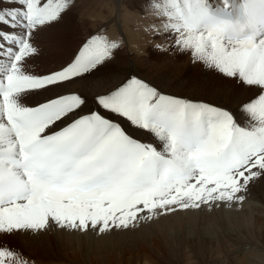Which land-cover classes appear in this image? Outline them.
Segmentation results:
<instances>
[{"label": "snow or ice", "instance_id": "1", "mask_svg": "<svg viewBox=\"0 0 264 264\" xmlns=\"http://www.w3.org/2000/svg\"><path fill=\"white\" fill-rule=\"evenodd\" d=\"M145 5L173 51L259 94L233 110L130 77L89 101L64 90L101 75L119 45L92 39L60 70L28 74L36 35L70 11L71 0H0V240L54 227L128 230L177 211L243 203L264 181V0ZM32 96L46 99L29 106ZM13 256L0 250V264H25Z\"/></svg>", "mask_w": 264, "mask_h": 264}, {"label": "bare ground", "instance_id": "2", "mask_svg": "<svg viewBox=\"0 0 264 264\" xmlns=\"http://www.w3.org/2000/svg\"><path fill=\"white\" fill-rule=\"evenodd\" d=\"M86 1L78 3L79 9L84 11L81 15L83 21L81 24L75 23L74 29L88 26L86 22L91 23L88 19L95 18V16L86 14L94 6L97 7V4L92 0L91 2ZM124 2L115 0L112 2L111 8L107 1L100 2V5H105L104 8H109L112 11V17L105 21V14L101 16L102 12H98L100 16L97 17L103 22L96 20L100 22L103 29L108 27L113 29L110 37L116 41L114 43L119 45L118 49L123 43L130 46V44L142 42V36L145 35L142 30L134 31L137 23L133 24L132 21L134 19L136 22L135 18H123L121 9L132 5L129 2ZM110 22L112 26H110ZM62 26H65V23ZM4 30L7 31V29ZM98 32L101 33L99 30ZM120 34L126 38L125 41ZM56 35L58 36V33L55 36L51 35L52 40H44L42 42L44 45L36 46L43 52L42 56L39 55V51L38 55L25 63L23 70L26 73L44 75L60 70L75 59L78 45L70 55L64 53L66 61L55 59L56 55L59 56L58 53L63 49L62 46L65 43L64 41L60 42ZM47 38L51 37L47 36ZM74 43L73 41V46ZM119 50L122 52L121 49ZM121 52L114 54L107 62L101 75L92 78H79L64 91L85 95L89 101H92L98 94L107 93L127 78L138 77L164 94L192 101L219 104L222 107L231 104L233 110L239 101H246L250 97L255 98L259 94L258 90L251 91L243 88L238 81L229 80L202 64L194 62L187 54L185 58L183 56L182 62H168V57L156 61L148 57L149 53L140 55L141 51L139 53L136 51L134 56H127L128 58L125 57L126 54L122 56L123 52ZM170 53L172 52L170 51ZM45 99L44 96H32L28 98L27 103L29 106H35ZM89 108L95 109L96 105L90 103ZM113 119H119L123 126L140 140L153 142L146 133L130 128L126 121L119 117H113ZM240 119L243 120L244 117H240ZM227 242L236 246V251H230L231 262L226 264H264V181L251 186L243 203H235L231 206L227 203H219L211 207L205 205L197 210L177 211L149 221L141 220L136 227L128 230H113L103 234L96 231L61 230L55 227L43 233L21 232L6 240H0V250L12 251L14 253L13 260L36 259V264H56V262L135 264L134 260L146 264L147 261H151L150 259L155 257L159 258L157 261L167 264L181 263L187 258L200 260L206 264H222L218 261V255L226 253L227 249L231 248ZM215 254L217 260L213 258ZM152 263L153 261L149 264Z\"/></svg>", "mask_w": 264, "mask_h": 264}, {"label": "rangeland", "instance_id": "3", "mask_svg": "<svg viewBox=\"0 0 264 264\" xmlns=\"http://www.w3.org/2000/svg\"><path fill=\"white\" fill-rule=\"evenodd\" d=\"M84 1H86V0H71L72 7H71L70 11L69 12L67 11V13L63 16V18L58 22L59 24L55 23L51 27L46 28L45 30L41 31L42 34L39 32V34H37L36 37H35L34 45L35 46L44 45V43L42 44V42L44 40L45 41H47L48 39L52 40V38H53L52 36H55V34L58 33V36L56 35L58 37V40L60 42L64 41L65 43H64V46H62L63 49L58 53L59 56L56 55L55 59H58L59 61L62 60L64 62V61H66V59H64V57H65L64 53H67V54L70 55L72 51H75L76 46L78 45V49L76 50V53L78 55L79 52L82 50V48L92 39H98V40H102V41H107L108 43L116 42L115 40H112V38L110 37V35L112 34V30L113 29L110 28V27H108L106 29H103L100 26V24H99L100 22H103V20H100V18L97 17V16H100V15L103 16L105 14L104 15L105 21L109 20L112 17L111 16L112 15L111 14L112 11L109 10V8H111V4L115 0L114 1L113 0L112 1L111 0H96V1L92 0V2L96 3L97 7L98 6L99 7L97 8V7L94 6L93 9L90 12H87L86 15L87 16L92 15V16H95V18H92V20H91V18L88 19V17H84L83 16L84 18L90 20L91 23L90 22H86V23H88L87 24L88 26H86V27L78 26L80 28L74 29L75 25L77 23L81 24L82 21H83V20H81V15H82V11L83 10L79 9V7H78L79 4L78 3L84 2ZM88 1L91 2V0H88ZM88 1H86V2H88ZM103 1H107V3H110V7L109 8H104L105 5H100V2H103ZM121 2H124V3L129 2L130 4H132V5H127L126 8L123 7L124 9L123 8L121 9L122 15H124L123 18H125V17L128 18V19L135 18L136 22H134V19L132 21L133 24L137 23V27L135 28L134 31L137 32L138 30H142L143 34H145V35H144V37L142 36L143 41L138 43V44L134 43L133 45L130 44V46H129V44L125 43V45H124V43H123L120 46V48H119V49L122 50L123 53L119 49H117V50H115L114 54H116L117 52H121L122 56L126 54L125 57L128 58L127 56H129V57L130 56H134L136 51L138 53H139V51H141L143 53L140 52V55H144L145 53L146 54L149 53L148 57L150 59H153V60H156V61L157 60H161V58L163 59L165 57H168V62H172V61H175V62L176 61L177 62L180 61V62H182L183 61L182 58H183V56L185 58L186 54H182V53H180L178 51H173L172 50L173 42L160 29L161 20H160V18L158 16L157 12L146 9L145 0H121ZM102 8H103V10H102ZM98 12L99 13L102 12V13H100V15H99ZM83 13H84V11H83ZM106 15H108V16H106ZM86 19H84V20H86ZM96 20H98L100 22H98ZM124 21H125V19H124ZM64 23H65V26H62ZM68 24H70V25H68ZM109 24H110V26H112L111 22ZM122 24H124V23H122ZM122 24H121V27H122ZM92 25H94V26H92ZM97 25H99V26H97ZM58 27H59V29H58ZM53 29H54V31H53ZM55 29L59 30L60 32L59 31L56 32ZM72 29H74V30H72ZM98 30L101 31V33L98 32ZM88 31L90 32V34H89ZM132 34H134V33H132ZM39 35H41V36H39ZM44 36H45V38H44ZM47 36H49L51 38H47ZM120 36L125 41L126 38L123 37L122 34H120ZM42 38H44V39L42 40ZM73 41L75 42L74 46L72 45ZM65 46H66V48H65ZM56 48H58V47L56 46ZM38 50L40 51L39 55H41V53H43V52L40 49H38ZM170 51L172 53H170ZM60 55H61V57H60ZM215 73L219 74L217 72H215ZM219 75H221V74H219ZM228 244H229V246L231 248H229V250L227 249L226 253H221V254L218 255V261L220 263H222V264L230 263L231 262V253H230V251H232V252L236 251V246H233L232 244H231L232 245L231 246L230 243H228ZM213 258L217 260L216 254H215V257H213ZM157 259H159V258L155 257L154 259H150V260L153 261L152 264H167V263H164V262L157 261ZM21 261H24L25 264H28L29 262H32L31 264H36L37 260L36 259H31V258H24V259L22 258ZM151 261H147L146 264L151 263ZM137 262H138V264H141V263L145 264V262H142V261H139V260H134L135 264H137ZM58 263L56 262V264H58ZM67 263L68 264H75V263H72V262H61L59 264H67ZM175 264H206V263L205 262H201L200 260L196 261L193 258H187L186 260L182 261L181 263L177 262Z\"/></svg>", "mask_w": 264, "mask_h": 264}]
</instances>
